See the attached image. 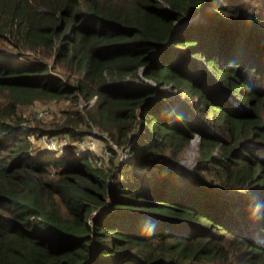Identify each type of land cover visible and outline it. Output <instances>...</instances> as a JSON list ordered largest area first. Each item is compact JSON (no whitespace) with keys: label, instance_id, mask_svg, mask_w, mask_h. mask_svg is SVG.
I'll return each mask as SVG.
<instances>
[{"label":"trees","instance_id":"1","mask_svg":"<svg viewBox=\"0 0 264 264\" xmlns=\"http://www.w3.org/2000/svg\"><path fill=\"white\" fill-rule=\"evenodd\" d=\"M0 264H264V0H0Z\"/></svg>","mask_w":264,"mask_h":264},{"label":"built area","instance_id":"2","mask_svg":"<svg viewBox=\"0 0 264 264\" xmlns=\"http://www.w3.org/2000/svg\"><path fill=\"white\" fill-rule=\"evenodd\" d=\"M93 102L94 99L91 101V104ZM83 105L85 106L87 105V103L83 102ZM48 112L49 111L46 108H39L36 109L34 113L38 118H44L48 115ZM102 140L103 142L99 146V141L97 140V137L91 135L78 139L75 142H71L70 139L66 136H45L38 139L36 143L38 142L43 147L54 152L66 153L70 146H74V149L76 151H91L98 156L97 161L99 165H101L105 160L107 161L111 156H113V150H116L118 153L117 163L120 164L129 158V152L131 147L130 145H127L123 149L118 148L115 142L111 140L106 134L102 136ZM33 142H35V139Z\"/></svg>","mask_w":264,"mask_h":264},{"label":"rangeland","instance_id":"3","mask_svg":"<svg viewBox=\"0 0 264 264\" xmlns=\"http://www.w3.org/2000/svg\"><path fill=\"white\" fill-rule=\"evenodd\" d=\"M165 89L170 91L171 86H167ZM173 96L178 94V90L173 91ZM73 105L70 104L69 101L63 100V101H43V102H36L33 105L29 106H23L21 107V111L24 114V116L27 118V124H33L36 120H39L38 117L35 115V110L39 108H46L48 109V115L44 118H41L40 120H43L45 122H50L54 120L55 118H58L61 115V111L68 110ZM80 109L84 107L83 103L80 104ZM95 133L99 132L97 129L94 130ZM104 134H100V136L97 138L99 141V146L102 144V136ZM92 136V135H91ZM94 136V135H93ZM198 143H199V137L194 134L192 137V141L189 145V147L186 149L184 154L182 155L181 159L177 162L175 165L176 170L182 173H191L193 171V168L195 167L197 160H198ZM36 144V143H35ZM37 147H39L37 145ZM104 163V162H103ZM104 212V211H101ZM100 212V213H101Z\"/></svg>","mask_w":264,"mask_h":264}]
</instances>
